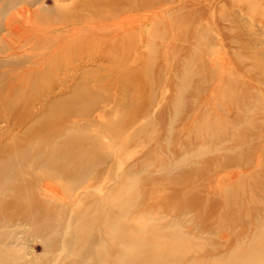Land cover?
Wrapping results in <instances>:
<instances>
[{
    "label": "rangeland",
    "instance_id": "374dc122",
    "mask_svg": "<svg viewBox=\"0 0 264 264\" xmlns=\"http://www.w3.org/2000/svg\"><path fill=\"white\" fill-rule=\"evenodd\" d=\"M58 1L41 0L50 12L73 0ZM81 1L74 11L85 18H92L91 8L110 3ZM112 1L113 9L110 3L104 11L119 19L124 14L144 18L125 32L89 33L78 48L64 42L35 49L30 44L19 51L26 53V63L0 68V74L13 70L19 77L0 80V96L10 81L23 92L11 98L10 111L0 109V164L5 153L28 149V159L17 166L22 172L35 148L44 146L42 133H36L43 125L60 129L54 140L76 139L97 148L100 166L94 174L101 176L92 189L73 191L80 195L77 205L60 197L51 202L52 223L59 230L51 250L45 249L49 240L36 238L29 225L18 222L0 233L17 231L16 248L32 264H79L83 243L74 238L76 215L92 208L97 220L102 211L94 205L104 201L117 214L135 215L142 208L139 216L159 215L161 224H179L177 231L197 247L185 251L184 264L228 256L239 240H251L258 231L264 247V0ZM27 177L22 194L31 197L34 191L43 200V185ZM212 179L222 186L240 184L236 195L243 203L234 214L224 210ZM182 184L192 189L188 195ZM122 186L133 203L112 206ZM12 199L4 196L10 205L2 215L25 208ZM95 227L99 235L97 221ZM105 250L104 256L113 259L111 246Z\"/></svg>",
    "mask_w": 264,
    "mask_h": 264
},
{
    "label": "bare ground",
    "instance_id": "6f19581e",
    "mask_svg": "<svg viewBox=\"0 0 264 264\" xmlns=\"http://www.w3.org/2000/svg\"><path fill=\"white\" fill-rule=\"evenodd\" d=\"M105 1L110 2L112 4L111 9H113V1ZM216 1L217 0H213L212 4ZM40 2L41 0H0V68L3 66L13 67L26 63V58H22L23 55L26 57V53L20 55L19 51L30 44L32 49L38 46H52V44H56V42H64L65 45L76 47L80 45L79 40L84 39V36L89 33L104 36L106 33L113 34V32H125L126 28H129L132 24L138 25L139 22L142 21V17L144 18V16H135V18L131 14H124L126 15L124 19H119V17H116L111 11L107 12L110 3H107L106 7L103 6L107 9L103 7L91 8L88 14L92 15V18H85V15H80L78 12L76 13L74 11V6H79L83 3L82 1L80 2V0H73L72 3L65 6L56 4L53 6L55 12H50V8ZM57 2L59 1L56 0V3ZM110 12L113 16H110ZM159 12H161L160 9ZM106 13L109 14V16H106ZM145 17V19H148L146 15ZM76 38H78V40H76ZM17 74H15L13 70L6 71L0 74V80H7L8 77L14 81L16 79L18 80L19 77ZM22 79L23 77L21 76V80ZM10 82L9 84L7 82L9 85L8 92L2 93L0 96V109L6 111L12 109L10 103L11 98L23 93L21 88H16L13 82ZM25 92L30 93L29 89L25 90ZM25 123V120H19L20 125ZM58 131H60V129L57 127L46 128L43 125L36 128V133H42L44 137L42 142L44 146L42 145L43 147L39 146L35 148L30 161L27 162L28 164L22 172L16 171L17 166L20 165L22 160L28 159V157H26L27 154H29L28 149L26 151L23 150V153L21 152L17 155L9 152L5 153L3 162L0 164V211L8 205L3 200L4 196L8 194H11L15 204H22L25 207L22 212L14 211L8 216H5L6 214L2 215L1 211L0 228L20 225L18 222L29 225V230L32 235L41 240H49L44 243L45 249L50 250L55 247L50 240H54L53 238L59 234V230L56 226H53L54 224L52 223L53 215L51 213V202L57 197H60V199L62 198L61 200H64V198L73 200L77 205L80 195H74L73 191L75 189L76 191L78 189H83L84 192H86L91 188L92 181L98 183L101 179V176L98 175L97 172L94 174L100 166V159L94 157V154H98V149L89 148L87 145L83 144L84 142L76 139L67 142L54 140L53 135ZM111 149H113L112 146ZM90 157H93V159L90 160ZM27 175H29L30 178L33 177V182L37 181V183L43 185V190L41 191L43 200L40 201L36 197L33 191L34 189H32L33 195L31 194V197L29 194L26 196L22 194V190H26L28 186L29 180ZM186 175H188V179H191V174ZM133 179L134 177L131 181H133ZM12 180H14L13 188L10 187V182ZM88 180H91V182H88ZM211 181L218 183L217 187L224 200V210L228 215L234 214V208L237 207L239 203H243L241 199L238 200V194L236 195L240 184L231 187L222 186L220 185L222 183L219 184L217 180L215 181L212 179ZM238 181L240 180L236 182ZM183 186V189H185V193L183 194L188 195L187 193H190L192 189L188 187V185ZM127 190L128 188L125 186L120 188L121 196L118 200L113 201L112 206L115 204H122L125 200L127 201ZM94 195H97V193ZM258 200L260 201V199ZM129 202L132 204L133 199L131 198ZM129 202L127 201L128 205ZM94 208L102 211L101 216L97 220L91 214L92 208L86 207L76 215L77 224L76 227L74 226L75 229L73 227L74 238L83 243V249L80 250L82 259L80 263L78 262L79 264H91L88 262L90 259L96 260L100 262V264H184L182 256L186 254L185 251L197 249L194 243H192L189 235L177 231V226L179 224H161L159 215L139 216L142 208H140L135 215L126 214L127 212H123L122 214L114 213L112 209H108L107 203L104 201L95 204ZM175 210L177 211L178 209L175 208ZM16 215L19 216L18 219H15ZM254 220L257 221L259 219L254 217ZM96 221L99 226H101L99 235L95 234L96 227L94 228V225ZM151 226H154L156 229L159 227V229L156 230L157 232H153L149 230ZM258 229L259 226L257 227V231ZM258 235L259 231L252 236L253 238L251 240H239L234 250H232L228 256H219L210 259L201 258L200 260L194 259L186 264H248L250 261H254L255 264H264V247H262L260 241L257 240L259 238ZM16 240H19L17 231L0 233V264H32L28 260L26 261L22 253L17 250L15 244ZM94 240H96L95 244H93ZM107 245L111 246L112 254H114L113 259L109 257L111 260L104 256ZM141 246L143 250L139 249ZM60 255L61 254H59V256ZM240 257L244 259L240 261Z\"/></svg>",
    "mask_w": 264,
    "mask_h": 264
}]
</instances>
